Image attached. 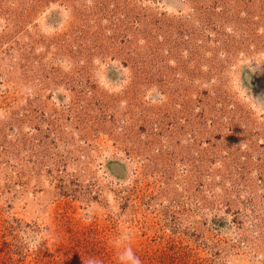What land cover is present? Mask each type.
Masks as SVG:
<instances>
[{
    "label": "rangeland",
    "instance_id": "374dc122",
    "mask_svg": "<svg viewBox=\"0 0 264 264\" xmlns=\"http://www.w3.org/2000/svg\"><path fill=\"white\" fill-rule=\"evenodd\" d=\"M0 264H264V0H0Z\"/></svg>",
    "mask_w": 264,
    "mask_h": 264
}]
</instances>
